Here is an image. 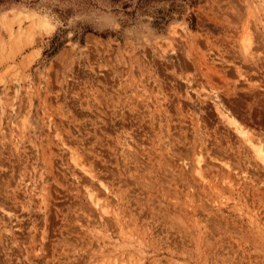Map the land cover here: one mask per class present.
Here are the masks:
<instances>
[{
	"label": "rangeland",
	"instance_id": "374dc122",
	"mask_svg": "<svg viewBox=\"0 0 264 264\" xmlns=\"http://www.w3.org/2000/svg\"><path fill=\"white\" fill-rule=\"evenodd\" d=\"M241 134L264 0L0 3V264H264Z\"/></svg>",
	"mask_w": 264,
	"mask_h": 264
},
{
	"label": "bare ground",
	"instance_id": "6f19581e",
	"mask_svg": "<svg viewBox=\"0 0 264 264\" xmlns=\"http://www.w3.org/2000/svg\"><path fill=\"white\" fill-rule=\"evenodd\" d=\"M250 37V36H249ZM248 42V43H247ZM244 50H245V52L247 51H249V46H250V44H249V38L247 39L246 38V40H245V42H244ZM220 118H222L223 120H224V122H226V124L227 125H229L230 127L231 126H233V124H232V122L228 119V118H226L222 113H220ZM226 119V120H225ZM234 127V126H233ZM235 128V127H234ZM235 130H236V132H238V133H242V130H239V129H237V128H235ZM242 135V134H241ZM239 136H240V134H239ZM242 137H243V139H245V143L249 146V148L251 149V151H252V153H253V155H254V157L256 158V159H258L259 161H260V163H262V165H263V163H264V146L260 143V142H256V141H254L252 138H250V137H248V136H245L244 134L242 135ZM76 159V158H75ZM198 160V159H197ZM196 162V161H195ZM73 164V163H72ZM196 165H197V167L196 168H199V165H200V160L199 161H197V163H196ZM198 170V169H197ZM198 172V171H197ZM88 173V172H87ZM85 174V173H84ZM89 175V174H88ZM201 178V177H200ZM100 184V183H99ZM103 187H104V185H103ZM87 188V187H86ZM88 191V190H87ZM90 191V190H89ZM86 195H88L87 196V198H88V201L90 200V202L89 203H94V204H98V201H97V199H96V197H94V195H92L91 194V192L89 193L88 192V194H86ZM102 211V210H101ZM104 214V213H103Z\"/></svg>",
	"mask_w": 264,
	"mask_h": 264
},
{
	"label": "trees",
	"instance_id": "16d2710c",
	"mask_svg": "<svg viewBox=\"0 0 264 264\" xmlns=\"http://www.w3.org/2000/svg\"><path fill=\"white\" fill-rule=\"evenodd\" d=\"M3 0H0V3L2 2Z\"/></svg>",
	"mask_w": 264,
	"mask_h": 264
}]
</instances>
